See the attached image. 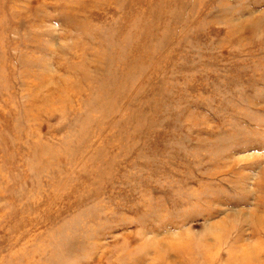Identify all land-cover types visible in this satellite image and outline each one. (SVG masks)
Instances as JSON below:
<instances>
[{
	"label": "rangeland",
	"instance_id": "1",
	"mask_svg": "<svg viewBox=\"0 0 264 264\" xmlns=\"http://www.w3.org/2000/svg\"><path fill=\"white\" fill-rule=\"evenodd\" d=\"M0 264H264V0H0Z\"/></svg>",
	"mask_w": 264,
	"mask_h": 264
}]
</instances>
